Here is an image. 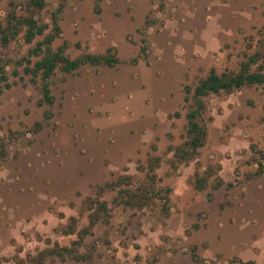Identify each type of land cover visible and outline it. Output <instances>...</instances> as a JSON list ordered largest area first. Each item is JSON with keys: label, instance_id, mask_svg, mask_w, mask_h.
I'll return each instance as SVG.
<instances>
[{"label": "rangeland", "instance_id": "1", "mask_svg": "<svg viewBox=\"0 0 264 264\" xmlns=\"http://www.w3.org/2000/svg\"><path fill=\"white\" fill-rule=\"evenodd\" d=\"M45 3L0 0V264H264V85L195 95L264 55V0ZM29 17L48 29L28 44ZM49 34L119 63L57 69L48 104Z\"/></svg>", "mask_w": 264, "mask_h": 264}, {"label": "trees", "instance_id": "2", "mask_svg": "<svg viewBox=\"0 0 264 264\" xmlns=\"http://www.w3.org/2000/svg\"><path fill=\"white\" fill-rule=\"evenodd\" d=\"M29 5L34 11H41L45 8V0H29ZM22 21V22H21ZM18 25L25 27V42L32 43L36 36L44 35L45 31L48 29L47 25L39 26L38 22L34 18H21ZM58 25L56 20H54L53 32L58 31ZM1 40L2 43L7 46L11 38L8 35L9 29L1 30ZM18 34V30L13 32L12 37L14 38ZM58 37L57 34H49L46 36L45 40L40 43L36 51L41 52V47L46 46L44 50L45 56L35 64L34 72L36 74H41L43 79L42 94L44 101L48 104L53 103V97L51 96V91L49 88L48 80L52 77L54 72L57 69H60L65 73H72L73 71L79 69L82 65L90 66H107L114 67L119 63V60L114 54L111 53V50L107 52L106 55L94 56L87 55L84 58L72 61L63 56V52H53L51 50V45L54 40ZM263 61V64H260L259 68L256 71H252L251 68L257 65L258 61ZM2 59H0V78L3 79V69H2ZM254 85H264V55L254 56L250 58L249 62L244 64L238 74H222L211 75L208 79L202 81L199 86L196 88L195 95L196 98L204 97L210 94H219L227 93L230 94L236 89L242 87H250ZM198 101V100H197ZM201 110V106L198 110H193L187 115L188 119V135L190 141L186 146L191 147V149L196 152L198 149L204 146L206 140V131L201 127L200 123L197 121V115Z\"/></svg>", "mask_w": 264, "mask_h": 264}, {"label": "crops", "instance_id": "3", "mask_svg": "<svg viewBox=\"0 0 264 264\" xmlns=\"http://www.w3.org/2000/svg\"><path fill=\"white\" fill-rule=\"evenodd\" d=\"M262 244H264V240H263V242H260V248H261L260 249V258L264 256V249H263L264 247L262 246Z\"/></svg>", "mask_w": 264, "mask_h": 264}]
</instances>
